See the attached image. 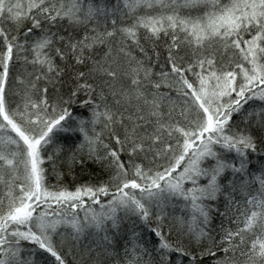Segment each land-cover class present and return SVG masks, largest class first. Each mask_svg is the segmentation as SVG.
<instances>
[{
	"label": "snow or ice",
	"instance_id": "snow-or-ice-1",
	"mask_svg": "<svg viewBox=\"0 0 264 264\" xmlns=\"http://www.w3.org/2000/svg\"><path fill=\"white\" fill-rule=\"evenodd\" d=\"M0 264H264V0H0Z\"/></svg>",
	"mask_w": 264,
	"mask_h": 264
},
{
	"label": "trees",
	"instance_id": "trees-1",
	"mask_svg": "<svg viewBox=\"0 0 264 264\" xmlns=\"http://www.w3.org/2000/svg\"><path fill=\"white\" fill-rule=\"evenodd\" d=\"M76 108L77 111H82L84 114H87V110L86 109H81L78 105L74 106ZM76 174L78 176H80L82 179H86L87 178V171H81L79 167H77L75 169Z\"/></svg>",
	"mask_w": 264,
	"mask_h": 264
}]
</instances>
